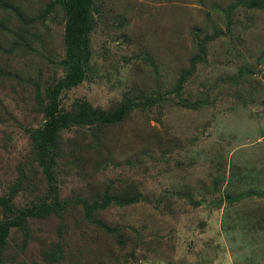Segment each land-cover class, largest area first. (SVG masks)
Returning <instances> with one entry per match:
<instances>
[{"label": "rangeland", "instance_id": "obj_1", "mask_svg": "<svg viewBox=\"0 0 264 264\" xmlns=\"http://www.w3.org/2000/svg\"><path fill=\"white\" fill-rule=\"evenodd\" d=\"M7 1L27 17L0 14V195L20 184L17 207L48 192L63 206L30 220L24 259L45 264L43 247L59 240L60 264H264V0H94L91 57L60 109L146 105L61 131L45 158L51 180L31 135L45 122L35 94L66 74L64 13L41 21L50 0ZM128 193L139 202L103 206Z\"/></svg>", "mask_w": 264, "mask_h": 264}, {"label": "trees", "instance_id": "obj_2", "mask_svg": "<svg viewBox=\"0 0 264 264\" xmlns=\"http://www.w3.org/2000/svg\"><path fill=\"white\" fill-rule=\"evenodd\" d=\"M255 1L258 3V0ZM93 5L94 0H50L38 18L42 21L55 7H59L62 10L65 18L63 67L66 70V74L61 80L56 82V85L46 91L44 98H41L38 93L35 94L38 111L42 113L45 122L39 127L32 129L31 136L37 160L41 161L43 171L47 173L46 176L49 180H51V175L45 169V158L51 151L56 149L61 131L72 127L114 125L123 121L133 109L146 105L140 98L125 97L118 106L109 110L95 109L86 102H79L73 112L68 111L66 113L61 111L59 98L61 93L82 82L85 69L91 57L90 34L96 25ZM4 11L11 12L22 23L25 22L24 18L27 17H24L20 5L8 3L7 0H0V14ZM3 23L8 24L7 20L3 19V21H0V27L3 26ZM6 27L0 28V30H4ZM19 35L24 40L25 37L21 32H19ZM20 37H15L14 45H23L29 49V39L22 41ZM36 39L42 42L41 37H35L34 40ZM31 49L34 51L32 46ZM8 76L10 77L11 74ZM155 102V100H149L146 103L150 105ZM18 192H21L20 184L15 185L7 196L0 195V264H34L24 259V255L26 254L27 256V248L32 239L30 220L34 221L48 217L63 208L59 202L52 203V200H49L50 194H52L50 192L46 196H42L40 200L32 202L25 207H17L14 204V198ZM248 194L251 193L248 192ZM261 195L264 196V192ZM139 199L140 195L135 193L107 195L103 206L106 205L108 207L111 204L130 206L138 203ZM99 225L107 232L111 231L105 224L99 223ZM15 234L21 236L20 242H17L16 245L14 244L15 238L11 242V238ZM116 238L118 239L119 251L124 253L125 242L120 243L121 239L118 236ZM13 251H16V254ZM41 255L43 261L46 262L45 264H60L62 260L66 259L63 244L59 240L53 243L50 241L44 246Z\"/></svg>", "mask_w": 264, "mask_h": 264}]
</instances>
